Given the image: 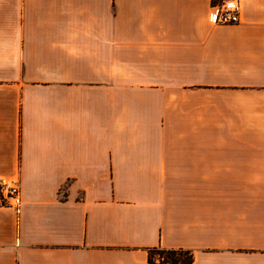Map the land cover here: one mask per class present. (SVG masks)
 Masks as SVG:
<instances>
[{"label": "crops", "instance_id": "crops-1", "mask_svg": "<svg viewBox=\"0 0 264 264\" xmlns=\"http://www.w3.org/2000/svg\"><path fill=\"white\" fill-rule=\"evenodd\" d=\"M0 0V264H264V0Z\"/></svg>", "mask_w": 264, "mask_h": 264}, {"label": "built area", "instance_id": "built-area-1", "mask_svg": "<svg viewBox=\"0 0 264 264\" xmlns=\"http://www.w3.org/2000/svg\"><path fill=\"white\" fill-rule=\"evenodd\" d=\"M240 13V0H221L213 6L211 21L216 25L237 23L240 20ZM20 204V182L17 179H0V205L18 209Z\"/></svg>", "mask_w": 264, "mask_h": 264}, {"label": "trees", "instance_id": "trees-1", "mask_svg": "<svg viewBox=\"0 0 264 264\" xmlns=\"http://www.w3.org/2000/svg\"><path fill=\"white\" fill-rule=\"evenodd\" d=\"M148 260L154 264H191L193 253L186 249L153 247L148 250Z\"/></svg>", "mask_w": 264, "mask_h": 264}]
</instances>
